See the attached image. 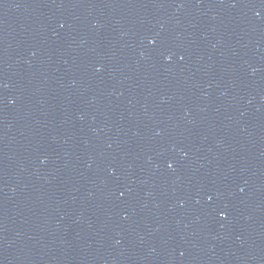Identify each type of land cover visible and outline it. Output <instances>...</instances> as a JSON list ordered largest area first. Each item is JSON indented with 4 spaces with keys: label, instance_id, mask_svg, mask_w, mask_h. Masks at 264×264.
Returning a JSON list of instances; mask_svg holds the SVG:
<instances>
[{
    "label": "water",
    "instance_id": "95a60500",
    "mask_svg": "<svg viewBox=\"0 0 264 264\" xmlns=\"http://www.w3.org/2000/svg\"><path fill=\"white\" fill-rule=\"evenodd\" d=\"M0 264H264V0H0Z\"/></svg>",
    "mask_w": 264,
    "mask_h": 264
}]
</instances>
